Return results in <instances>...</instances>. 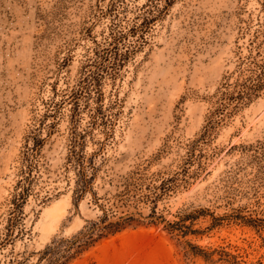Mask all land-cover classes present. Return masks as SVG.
Returning a JSON list of instances; mask_svg holds the SVG:
<instances>
[{
  "label": "rangeland",
  "instance_id": "obj_1",
  "mask_svg": "<svg viewBox=\"0 0 264 264\" xmlns=\"http://www.w3.org/2000/svg\"><path fill=\"white\" fill-rule=\"evenodd\" d=\"M116 33H125L119 68ZM263 39L264 0H0V234L26 155L32 179L22 203L26 232L0 244V258L25 251L24 264H33L54 235L93 215L89 194L78 209L72 203L74 174L65 168L72 125L87 152L105 146L96 158L100 192L137 166L148 175L173 172L192 155L216 88ZM84 75L92 93L76 99ZM263 139L264 91L197 146L205 154L199 175L159 200L170 220L204 209L185 221L192 232L141 223L69 264H264V230L223 219L238 207L264 217V183L252 186L251 151L243 148Z\"/></svg>",
  "mask_w": 264,
  "mask_h": 264
},
{
  "label": "trees",
  "instance_id": "obj_2",
  "mask_svg": "<svg viewBox=\"0 0 264 264\" xmlns=\"http://www.w3.org/2000/svg\"><path fill=\"white\" fill-rule=\"evenodd\" d=\"M124 34L116 33L114 35V44L117 50L115 52V67L117 68L122 65V61L126 58V52L123 57H118L120 55L118 43ZM87 78L88 75H84L79 82L80 88L74 91L76 99L81 95L85 98L91 96L92 92L88 82H86ZM82 82H86L85 86L84 84L81 85ZM84 90L87 92L81 94ZM263 91L264 39L256 45L251 43L249 51L240 58L237 68L227 75L226 80L212 94L211 108L206 116L202 131L199 137L192 140V155L184 158L173 172L157 171L148 175L145 171L146 167L137 166L115 181L110 178L107 181V185H109L107 188L103 182L99 186L103 189L102 192L98 190L99 184L95 186L94 183L101 166V162H98L96 158L103 152L105 146L102 143L87 152L84 133L78 131L75 124L72 125L69 150L65 161V168H72L74 174L72 203L78 209L80 200L89 194L87 205L93 215L83 217L84 223L75 232L69 235H54L43 248L35 252L37 259L33 264H69L101 239L141 223L163 224L164 228L176 234L184 235L192 232V224H187L185 221L187 219L193 220L200 214H204V209L193 210L178 220H170L166 217L164 209L158 207L159 200L182 186L186 187L190 183V178L199 175L204 168L201 158L205 154L202 151L195 153L197 146L206 139L212 138L224 120L248 106ZM98 100L99 97L97 96L96 101ZM72 110L74 115L80 113L77 102H73ZM37 141H42V139L39 138ZM243 148L251 151L246 162L254 168L253 176L250 178L253 182L252 186L263 184L264 139L243 145ZM24 160H26V164L24 168L20 169L22 178L17 183L18 190L12 201L14 206H12L7 223L2 228L0 244L13 241L14 238L23 236L26 232L23 224L22 203L29 192L32 179L30 178L31 169L27 155ZM191 165H195L192 170ZM21 180L27 182L26 186ZM141 206H147L148 212L143 213ZM224 216L223 219L228 221H236L251 226L257 231L264 230V217L251 212H244L242 207L233 208L230 213ZM213 219L214 224L220 223V221H216L215 216ZM192 251L203 256L206 260L213 261V253L205 251L198 245H192ZM24 259L25 251H11L10 256L4 260L0 258V264H24ZM233 263L238 264L239 262L234 260Z\"/></svg>",
  "mask_w": 264,
  "mask_h": 264
}]
</instances>
